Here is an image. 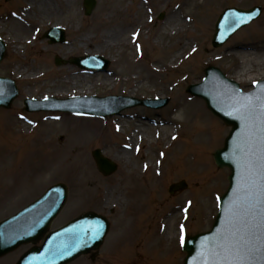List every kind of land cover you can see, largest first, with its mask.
Segmentation results:
<instances>
[{"label":"rangeland","instance_id":"rangeland-1","mask_svg":"<svg viewBox=\"0 0 264 264\" xmlns=\"http://www.w3.org/2000/svg\"><path fill=\"white\" fill-rule=\"evenodd\" d=\"M32 1L0 0V37L6 44L0 74L12 77L19 88L10 107L0 108V220L61 182L69 195L51 228L85 211L110 222L94 259L85 255L69 264H182L181 228L185 237L211 227L229 173L227 167L215 165L213 152L222 147L230 127L186 88L199 83L209 65L245 91L264 80V69L259 68L264 66V0H96L89 15L82 10V0L65 5L56 0L57 21L29 20L32 27L16 45V32L8 25L10 10L21 17L20 8L29 11ZM228 6H261L262 14L214 48V22ZM51 26L63 27L65 43L50 44L43 36ZM30 35L31 45L24 43ZM86 54L110 60L108 72H81L74 64L54 61ZM93 95L168 102L159 109L133 106L123 110V116L106 119L24 110V98ZM200 111L208 121L192 124ZM146 124L149 129L141 132ZM200 130L206 133L203 138ZM79 146L82 154L76 158ZM96 148L117 163L114 173L104 176L97 170L91 156ZM121 150L129 152L128 162ZM150 163H157L158 171L150 169ZM174 184L185 186L171 191ZM28 247L1 257L0 264H15Z\"/></svg>","mask_w":264,"mask_h":264},{"label":"water","instance_id":"water-1","mask_svg":"<svg viewBox=\"0 0 264 264\" xmlns=\"http://www.w3.org/2000/svg\"><path fill=\"white\" fill-rule=\"evenodd\" d=\"M257 14V10H225L213 44H221L236 28ZM52 38L53 41L62 39L61 35H52ZM92 61L90 58L89 62ZM0 84L4 87L0 92L8 93H0V106H8L13 97L10 95L12 84L1 79ZM187 91L201 97L212 114L231 127L223 147L214 153L216 164L227 166L230 173L228 187L219 198V210L211 228L190 236L184 242L186 256L183 264H212L217 259L216 245L230 243L239 236H244L251 248L259 249L249 257L248 264H264V227H261L264 220V81L258 82L251 92L243 93L237 83L226 78L218 68L209 66L205 69L202 83L189 86ZM72 101L63 108L101 115L119 112L131 104L128 99L114 97L98 100L99 104L95 103L97 100L74 98ZM31 102L32 109L46 107L43 103ZM98 161L100 168L107 172L109 168L105 166V160L100 158ZM61 187H53L45 194L55 193L58 195L56 198L43 196L21 213L0 223V256L21 243L35 242L40 238L64 203V187L63 190ZM26 213L36 216L20 221ZM99 219L101 225L94 216H85L77 221H88V233L77 236L75 240L67 241L63 237L72 232L73 225L51 233L42 248L32 249L18 264H63L85 250L97 248L107 227L106 222Z\"/></svg>","mask_w":264,"mask_h":264},{"label":"bare ground","instance_id":"bare-ground-1","mask_svg":"<svg viewBox=\"0 0 264 264\" xmlns=\"http://www.w3.org/2000/svg\"><path fill=\"white\" fill-rule=\"evenodd\" d=\"M58 1H61L62 2V4L63 5H65V4H68V3H71V0H58ZM56 0H33L32 1V3H33V6H29L28 7V9H29V11L28 10H25L24 12H23V16H21V18H20V20H17V19H11V18H9V26H10V28L9 29H12V30H14V32H16V34L14 35L15 37L13 38V42H15L16 43V45H18L21 41H22V39L24 38V34H25V36H26V34L29 32V29L32 27V22H30V21H32L33 20V22H34V20H36V21H39V22H41L42 24H44V22H52V21H57V14L56 13H58V11L56 10ZM55 5V6H54ZM32 10H31V9ZM32 11V12H31ZM31 12V13H30ZM30 20V21H29ZM19 21H21V22H19ZM253 22H251L248 26H250L251 24H252ZM247 27V26H246ZM246 27H244V28H242L240 31H242L243 29H245ZM239 32V31H238ZM237 32V33H238ZM236 33V34H237ZM235 34V35H236ZM18 38H17V37ZM31 35L27 38L26 37V40L24 41V43H26V44H29V45H31L32 43H33V40H30L31 39ZM106 41V40H105ZM110 41V40H109ZM104 42V41H103ZM111 42V44H113L112 42H114V41H110ZM105 43V42H104ZM26 44H24V45H26ZM105 44H107V43H105ZM27 46V45H26ZM245 51H247V50H245L244 49V54L246 53V54H249L248 52H245ZM249 51V50H248ZM243 64H244V62H243ZM27 65V64H26ZM261 67H259V68H263L264 69V66L263 65H260ZM27 68H29L30 69V65H28V67ZM247 70H248V64L246 63L245 65H244V70L242 71V68H239L238 69V72H240L241 73V71L245 74V72H247ZM24 71V70H23ZM237 72V73H238ZM30 74H33V73H28L27 75H30ZM196 116L195 117H193V120H194V122L192 123V124H197L199 121H202V123L205 125L206 124V122L208 121L207 120V116L203 113V111L201 112H199L198 113V115L197 114H195ZM188 122H192V118L191 119H189V121H187V123ZM148 124V123H147ZM146 124V126H143L142 128H143V130H141V128H140V131L142 132V131H146V130H148L149 129V126ZM139 130V129H138ZM174 130H176V129H174ZM200 134H198V136H199V138H203L204 136H205V131H203V130H200V132H199ZM172 135V134H171ZM76 138H81V139H85L84 137H76ZM87 138V137H86ZM175 139H177V137H175ZM83 141V140H82ZM151 140H149L148 141V144H151ZM78 149L79 150H77L76 151V154H74L75 156L74 157H76V158H81V154H82V152H81V147L79 146L78 147ZM119 154L121 155V157H123V159L126 161V162H128L129 160H130V155H129V152L128 151H126V150H121V152H119ZM164 160H166V157L164 156ZM155 161H156V159H155ZM74 162V161H73ZM165 162V161H164ZM151 164V163H150ZM162 164L163 163H161L160 161H159V165H160V168L162 167ZM74 165H75V162H74ZM143 166L144 167H147V169H149V167H148V165H145V164H143ZM151 167H150V169L153 167L154 169H156V167L158 166V164L156 163L155 165H153L152 166V164L150 165ZM157 168H159V167H157ZM84 169V167L83 168H81V170L82 171H85V170H83ZM85 169H86V167H85ZM146 169V170H147ZM157 171H158V169H156ZM156 170H154V171H156ZM176 215L174 214L173 215V217H175Z\"/></svg>","mask_w":264,"mask_h":264},{"label":"snow or ice","instance_id":"snow-or-ice-1","mask_svg":"<svg viewBox=\"0 0 264 264\" xmlns=\"http://www.w3.org/2000/svg\"><path fill=\"white\" fill-rule=\"evenodd\" d=\"M261 227H264V220H262ZM183 242L184 237L182 227L181 243ZM254 251H259V249L251 248L249 242L244 236H239L238 238L233 239L230 243L216 245L215 256L217 259L213 260L212 264H248L249 257Z\"/></svg>","mask_w":264,"mask_h":264}]
</instances>
